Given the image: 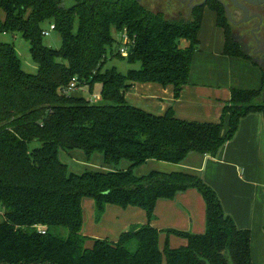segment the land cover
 I'll use <instances>...</instances> for the list:
<instances>
[{
	"label": "trees",
	"instance_id": "trees-1",
	"mask_svg": "<svg viewBox=\"0 0 264 264\" xmlns=\"http://www.w3.org/2000/svg\"><path fill=\"white\" fill-rule=\"evenodd\" d=\"M65 1L0 0V34H20L38 65L37 74H28L14 46L0 42V264H253L251 231L237 227L201 177L135 171L150 161L181 164L192 153L215 158L243 119L264 116V79L258 90L232 89L218 123L182 120L173 109L157 116L126 100L135 83L173 86L180 98L200 45L205 8L216 14L224 33V55L249 60L233 39L222 5L209 1L190 11L189 19L169 20L137 0ZM45 24L55 25L60 49L44 44ZM124 31L133 41L130 53L113 56L140 68L127 74L104 70L115 34ZM181 40L189 47L181 49ZM73 79L77 90L92 92L100 84L101 102L66 93ZM61 150L88 158L101 154L114 169L71 172L60 160ZM123 161L130 164L126 170L118 169ZM190 189L205 201L206 231L166 230L187 245L167 243L162 251L163 232L151 225L156 205ZM86 198L95 201L98 217L108 205L134 207L146 212L148 223L122 233L117 242L88 237ZM56 228H66L68 236L56 235Z\"/></svg>",
	"mask_w": 264,
	"mask_h": 264
},
{
	"label": "crops",
	"instance_id": "crops-1",
	"mask_svg": "<svg viewBox=\"0 0 264 264\" xmlns=\"http://www.w3.org/2000/svg\"><path fill=\"white\" fill-rule=\"evenodd\" d=\"M162 11L173 17L183 13L177 6L174 7V10L168 6L166 10ZM189 45L190 43L186 40L180 41L181 49H186ZM200 45L194 55L193 63L197 58H204V55L201 57L204 48ZM212 58L215 67L211 71L190 72L189 84L184 87L179 99L174 97L173 86L163 87L156 83H135L126 94L127 102L157 116H162L169 109H173L176 116L182 120L202 123L220 122L222 111L231 99L232 89L250 90L249 86L245 83L242 84L239 78L233 79L231 83L226 81V64H231L234 60L245 62L248 66L251 64L256 70L254 79H260L262 85L264 72L251 60L237 57L228 58L224 55V46L222 45ZM228 129L226 120L223 135L228 132ZM65 155L69 158L68 167L78 174L86 170L111 171L114 169L104 165V158L101 154H95L88 158L82 151L76 150ZM263 157L264 116L261 113H256L241 121L234 139L227 143L215 158L192 153L181 164L150 161L136 169L135 172L138 176L147 175L154 170L196 174L215 190L225 214L233 218L238 228L250 227L254 229L253 223L257 219V206L264 193ZM129 165L128 162L123 161L118 169L126 170ZM86 201L88 205L93 204L95 214H97L90 220L85 217ZM91 202L83 200V233L88 237L117 242L122 233L148 223L146 212L134 207L123 209L108 205L104 213L98 217L96 203L95 201ZM248 219L251 221L250 224L247 222ZM151 225L163 232L159 240L162 251L167 243L170 248L186 246V240L175 235L168 237L164 231L176 230L196 235L204 234L206 231V204L202 195L197 190L190 189L178 194L174 200L159 201ZM261 225H263L264 232V223ZM89 244L91 246V243Z\"/></svg>",
	"mask_w": 264,
	"mask_h": 264
},
{
	"label": "rangeland",
	"instance_id": "rangeland-1",
	"mask_svg": "<svg viewBox=\"0 0 264 264\" xmlns=\"http://www.w3.org/2000/svg\"><path fill=\"white\" fill-rule=\"evenodd\" d=\"M169 0H143L140 1L144 4V6L152 12H159L163 9L166 10L168 6L174 10V7L177 6L178 9H181L183 12L180 14V16H168L167 18L169 20H180L182 18L189 19L191 14H189V10H187L184 6L181 7V5L177 2H173V6L168 4ZM66 4H68L70 1L66 0ZM170 2V1H169ZM184 7V8H183ZM203 23L202 28L199 32V40L201 41L200 47H203L204 50L201 54L204 55V58H197V60L192 64V70L193 73L195 71L203 70V71H211L215 66L213 64V58L212 56L216 54V51L220 48V46H224V33L221 28L216 26V15L214 12H212L209 8H205L203 12ZM3 17V15H2ZM50 24H45L44 29L49 30ZM77 28V25H76ZM121 35H116L115 37L120 40ZM0 42L11 44L14 46V48L17 51V54L21 60L22 68L25 72L28 74H37L38 72V65L33 61L30 49V44L22 38L20 34H0ZM44 44L52 49H60L62 46V37L57 31H52L49 36L43 37ZM204 43V44H202ZM118 51V44H114L111 49H108V59L107 64L105 66L104 70L116 68L119 72L123 74H127L129 70H138L140 68L139 64L131 65L127 62V60L119 59L117 57H114ZM195 55V54H194ZM229 58V57H228ZM226 81L230 82L234 80H237L239 78L242 81V84L245 83L250 90H258L262 87L261 80L254 79L255 74V67L251 64L248 66L245 62H238L237 60H234L231 64H226ZM196 80V79H195ZM217 80V79H216ZM223 81V80H222ZM101 92V85L96 84L93 87L92 92L89 91L88 88H82L80 91H75L73 95L77 96H83L87 99L93 100L96 103L101 102V98H98ZM96 98V99H95ZM38 146V144H33L32 148ZM65 151H60L59 157L60 160L67 165L69 164V158L65 155ZM68 161V162H67ZM263 171H264V157H263ZM71 172V168H69ZM86 200L92 201L91 203H94L92 199L86 198ZM85 217L86 219L90 220L95 217V209L92 205H88L87 201L85 202ZM2 218V212H0V220ZM247 222L250 224V219L247 220ZM264 223V193L262 194L260 198V203L257 206V219L253 223V228H245L247 230L251 231L252 235V263L253 264H264V232H263V224ZM260 226V228H259ZM53 233L56 235L61 236L62 238H66L68 236V230L66 228H56L53 230ZM172 236V235H170ZM137 243H134L133 246L130 247V249L134 252L136 250Z\"/></svg>",
	"mask_w": 264,
	"mask_h": 264
},
{
	"label": "flooded vegetation",
	"instance_id": "flooded-vegetation-1",
	"mask_svg": "<svg viewBox=\"0 0 264 264\" xmlns=\"http://www.w3.org/2000/svg\"><path fill=\"white\" fill-rule=\"evenodd\" d=\"M169 1L168 4L170 3V5H172L173 2L179 3L181 7L185 5V8L190 11L198 8L196 7L193 10L189 8L191 0H187L186 3H182L178 0ZM204 1L205 0H194L193 6L203 3ZM209 1H217L223 8L224 5L228 7L232 22L229 20L226 12L225 14L234 41L238 44L242 53L264 72V4L254 6L244 3L242 0H220V2L218 0H208L207 2ZM241 7H244L246 11Z\"/></svg>",
	"mask_w": 264,
	"mask_h": 264
},
{
	"label": "built area",
	"instance_id": "built-area-1",
	"mask_svg": "<svg viewBox=\"0 0 264 264\" xmlns=\"http://www.w3.org/2000/svg\"><path fill=\"white\" fill-rule=\"evenodd\" d=\"M52 31H55V25H50L49 30L44 31V36H49ZM119 35H121L120 36L121 39L118 40L116 38L117 44H118L117 53H119L122 57L127 58L129 53H130L131 45H132L133 41L131 39H129L126 31L120 33ZM76 85H77V80L73 79V81H72L70 87L68 88V90L66 91V93H72V92L76 91L77 90ZM41 234H46V232L44 230H42Z\"/></svg>",
	"mask_w": 264,
	"mask_h": 264
},
{
	"label": "water",
	"instance_id": "water-1",
	"mask_svg": "<svg viewBox=\"0 0 264 264\" xmlns=\"http://www.w3.org/2000/svg\"><path fill=\"white\" fill-rule=\"evenodd\" d=\"M138 2L142 1V0H137ZM178 1H181L182 3H186L187 0H178ZM208 0H205L203 3H200V4H197V5H194L193 6V2L194 0H191L190 3H189V8L191 10H193L194 8L196 7H202L205 5V3L207 2ZM220 2V0H218ZM244 3L246 4H249V5H254V6H259V5H263L264 4V0H242ZM243 8L245 11L246 9L244 7H241ZM224 9H225V12L229 18V20L232 22V17H231V13H230V10L228 9V7L226 5H224Z\"/></svg>",
	"mask_w": 264,
	"mask_h": 264
}]
</instances>
